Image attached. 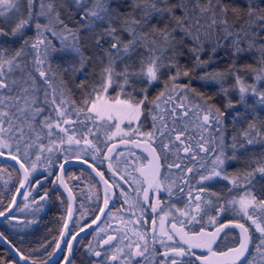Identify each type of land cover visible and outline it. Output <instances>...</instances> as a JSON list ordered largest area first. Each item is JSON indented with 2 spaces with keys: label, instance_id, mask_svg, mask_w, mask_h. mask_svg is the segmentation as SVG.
Wrapping results in <instances>:
<instances>
[{
  "label": "snow or ice",
  "instance_id": "6c2138e0",
  "mask_svg": "<svg viewBox=\"0 0 264 264\" xmlns=\"http://www.w3.org/2000/svg\"><path fill=\"white\" fill-rule=\"evenodd\" d=\"M61 9L67 14L66 18H62ZM229 14L234 17L231 22H229ZM238 22L239 28L236 27ZM0 25H2L0 26V37L21 41L19 47L15 49L0 43V149H11L8 140L4 138L5 134H11L9 138L15 139L16 152L20 153L23 146L25 157L28 156V149L34 147L45 134L51 138L63 133L67 136L66 143L68 145L81 143V139H77L75 134L68 135V127L62 126L73 123L69 119L71 114L65 107L68 101L63 97V94L57 101L55 89H53L51 96L45 90L44 99L40 101L37 93L41 89L37 84V78L27 72L29 62L36 66L35 71L39 78L51 87L48 73L51 71V60L57 54L67 57L61 65H58L63 66V73H68L70 70L83 71L94 57L97 62L104 65L101 70L104 83L100 91L106 92L107 88L111 87L115 78L118 77L120 79L118 86L127 98L116 99L111 104L105 103L100 106L97 105L96 101H92L90 108L76 109L77 116L79 113L87 111L95 113V119H127L131 124L133 120H139L142 114V106L148 101L149 89L161 81L162 69H167L170 73L175 71L165 82V91L160 92L152 101L156 108L160 107L161 102L167 104L173 101V93L185 91L195 93V89L191 88V79L189 84L181 88H178L176 81L181 76L191 77L197 68L207 69L210 64L215 62L214 56L218 49H230L233 63L229 65L226 72L205 71L203 75L198 77L202 81L215 82L220 85L217 95L223 94L226 98L224 110L211 102L213 96L196 93L200 97V103L192 107H185L181 103L178 106L184 110L179 116L176 113V107H173L170 113L173 122H175L177 118L187 117L194 108L197 119L202 120L199 125L201 129L203 131L214 129L219 134V143L211 149V151H215L216 148L220 149L213 161L215 167L209 174L201 175L199 183L203 185L205 181H210L214 177H222L229 180L234 187H242L244 195L240 196L239 199L233 198L227 203L238 206L239 212L247 217L251 221V225L255 226V231L260 233L259 242L254 243V251L250 253L249 245L253 242L249 227H245L242 223L236 224L235 227L241 230L239 244L230 248L228 252L220 253L218 264H264V224L259 222L261 218L256 215L257 209L264 210V198H258L255 194L258 184L256 175L259 174L264 177V158L253 160L248 169L231 178L224 171V165L228 160L238 159L235 153L240 149L246 150L248 145L257 143L264 145V120L256 123V115L248 120L247 114L238 111L232 115L233 123L245 119L247 120V127L240 130L239 137L233 135L230 145H226L224 141L226 116L231 114L228 112L229 109L234 110L237 104L247 105L249 94L257 97L256 103L264 107V91L259 90L255 84H247L240 75L242 69L235 64V60L243 54L255 52L260 67L253 68L251 65H244L243 70L254 74L257 82L264 80V44L259 43L260 35L264 33V0H244L243 4L225 3V0H206V2L204 0H175V3L170 2V0H0ZM30 28H33L35 33L32 37L26 35ZM222 40L230 41V43L222 44ZM57 42L59 46H57ZM245 44L246 47L242 46ZM206 45H211L210 49H206ZM206 50L210 54L205 60L201 56ZM89 51L92 53L91 55L86 54ZM30 54L31 61H28L27 58ZM182 57L191 63V69L181 65ZM105 60L107 63H104ZM117 62L123 64L122 71H116ZM46 63L48 64L47 70L43 68ZM136 63L139 64L138 69L134 67ZM17 70L22 76L19 79L12 78L11 74ZM229 75L235 79V85L231 89L224 87V81ZM25 76L26 78H24ZM126 86L131 88L130 92L124 91ZM2 90H7L8 93L13 94H6ZM233 90H238L239 100L236 103L228 98L230 91ZM136 92L142 94L141 99H135L134 93ZM99 99L100 97L97 96V100ZM182 99H186V97ZM87 103L89 101L86 99L85 104ZM41 105H51V112L55 115H42L45 113V107ZM11 109H15V112H11ZM248 110L254 111L253 106L247 105L246 113ZM37 117H42L39 121V131L35 125ZM85 119H94V117L86 116ZM153 120H156L155 116H153ZM161 120L163 121V116H161ZM116 128L119 131L118 123ZM166 129L167 125L163 124L160 130L161 136L165 134ZM136 131L138 132L139 129ZM183 134V132L177 134L175 141L184 144L181 139ZM143 135L149 141L154 137L152 132ZM82 139L88 148L95 152L99 151L86 136ZM122 142L126 144L131 142L137 147L140 146L135 140ZM51 143L55 144L56 141H51ZM59 143L61 145L65 143L63 137L59 139ZM209 143L211 141L205 140L204 136L201 135L198 147L201 151L208 152L210 149L205 145ZM162 147L169 148V145L162 144ZM226 147L233 150L232 156H226L224 151ZM39 150L41 153L44 151L51 152L53 148H46L40 144ZM145 150L149 151V155L153 157L155 164L152 165L150 161L152 166L148 174H145L142 168L138 170L141 175H145V182L148 183L149 188L158 190L160 188L158 179L160 157L150 143L146 145ZM183 150L186 153L191 151L187 145L184 146ZM0 155H3V152H0ZM105 158L108 159V157ZM11 159L19 163L17 155H11ZM39 159L40 156L38 155L37 160ZM252 164L255 167H252ZM20 167L24 170V179L20 183V187L23 188L24 182L28 181L29 169L25 168L23 163L20 164ZM60 167L63 169L64 166L60 165ZM109 167L111 168V165ZM35 168L36 165L33 164L32 170L34 171ZM192 171V168L187 169V172ZM97 175L104 181L107 194L108 187H110L108 182L104 180L102 173L97 172ZM57 179L60 180V177ZM254 181L256 182L254 183ZM200 193H205V187L200 188ZM144 194L145 200H147L148 189L144 190ZM207 195L219 199L215 192H208ZM260 195L264 197V185H260ZM189 196L191 197V191ZM202 199L200 194L194 197L195 203L192 210L195 213L204 210L201 206ZM13 202H15V198H13ZM108 203L109 200L106 195L104 208L99 209L101 214H105ZM204 203L212 205L213 201L209 198ZM216 207L217 211L221 213L226 210L223 204ZM152 211H156V206H152ZM3 215L4 213L0 212V216ZM107 215L111 214L107 213ZM181 215H191V213L181 212ZM99 219L100 216H97L93 223ZM191 219L195 220L196 216L191 215ZM212 220L214 222L215 217ZM224 227H228V225L217 228L215 233L201 232L185 239L187 233H184L182 228L176 229L175 224H173L172 228L177 235H180L183 243L187 245V249L182 246L170 247L163 255L168 264H183V261L177 258L190 255L193 248H207L211 255L216 257L217 253L212 251L211 246ZM160 228L161 236H166L168 240L173 239V235L164 230L163 217H161ZM99 231L104 232L105 229L100 228ZM153 231L155 232V228ZM136 235L140 241H143L142 244L128 243L124 247H120L112 243L118 239L117 236L108 235L106 239H103L98 247L109 246V249L112 250L110 256L107 252L102 253L89 245L86 250L88 255L97 258L102 257V259L89 261V264H133L134 261L135 264H165L164 261L155 262L150 257L146 233L136 232ZM61 237H63V233H61ZM124 238H121V243H123ZM56 247L60 248L59 242H57ZM68 248L71 251L70 242H68ZM125 248L128 251H125ZM154 251L153 249V253ZM21 259L26 258L21 256ZM197 259L200 258L197 257ZM0 264H3V261H0ZM203 264H210V262L205 260Z\"/></svg>",
  "mask_w": 264,
  "mask_h": 264
},
{
  "label": "flooded vegetation",
  "instance_id": "af4514ba",
  "mask_svg": "<svg viewBox=\"0 0 264 264\" xmlns=\"http://www.w3.org/2000/svg\"><path fill=\"white\" fill-rule=\"evenodd\" d=\"M15 48H18V46L13 47V49ZM3 91L7 93V90ZM78 96L81 98L79 102L74 103L77 105L82 103L83 93H78ZM69 107L71 106L69 105ZM130 132L137 133L135 130H124L118 136H114L110 141L104 143L102 147L99 146L100 142H94L93 144L99 149L98 152L89 148L91 152L67 153L65 149L62 150L63 148H61L65 152L63 153L57 152L60 149L56 147L46 154L42 169L37 170V173L28 177V181L25 182L14 207L0 219V226L5 229L6 227H15L17 223L23 224V228H18L11 235L16 238L19 244V247L13 246L20 255L30 262L35 261V264H60L63 260V264H89V261L102 259V257L97 258L87 254L86 250L89 245L102 253L107 252L110 256L112 250L109 249V246L98 247L103 239H106L108 235L117 236L118 239L112 243L120 247H124L128 243L142 244L143 241H140L136 235V232H140L146 233L150 257L155 262L164 261L165 264H168L163 255L168 248L182 246L187 249V245L183 243L180 235H177L172 228L173 224H175L176 229L182 228L183 232L187 233L185 239L201 232L215 233L217 228L228 225L219 232L211 246L212 251L217 253L216 257H213L207 248H193L190 255L177 258L182 260L183 264H203L205 260L209 261L210 264H218L220 253L228 252L230 248L238 246L241 230L235 225L238 223L243 224V214L239 212L238 206H232L225 200L227 189L222 193L224 194L223 199L221 194L218 195L219 199H217L207 195L208 192H215L212 191L213 187L208 186L209 181H205L203 185L199 183L201 175H207L212 171V159L219 152H208L207 162L211 160V163H208L204 169L198 168L197 163L203 160L199 156H203L207 152H156L160 157V175L158 178L160 188L156 190L149 188L148 183L145 182V175H141L138 170L142 168L145 174H148L150 167L155 164L153 157L149 155V151L145 150L148 144H144L146 137L133 135ZM81 133L83 136L84 131L82 130ZM140 133L143 134L144 132ZM82 140L81 137V142ZM126 140H135L142 149L139 152L132 151V146L135 145L129 142L126 151L117 152L119 151L117 150L118 146L127 145L122 142ZM51 141H54V139ZM7 152H16V149H10ZM58 155L60 159H58ZM193 156H195V159H193ZM64 157H80L87 161L103 174L110 187H108L106 194V185L104 183L100 184L96 175L84 165L67 164L63 167L61 175L70 188L74 206L65 233L61 237V230L68 208V198L60 187L57 172L58 165ZM105 157H108V159ZM150 161L152 165H150ZM109 165H111V168ZM176 165H179V167H176ZM188 168H192L193 171L187 172ZM67 169L76 170L75 176L78 177L71 178L76 180L74 184H71L66 177ZM85 177L91 185L90 189L87 184L85 185L84 180H80V178ZM37 181H40V183H37ZM77 186L82 193L81 197L75 192ZM15 187L16 184L13 188L4 192L5 198L7 197L6 192L10 195L7 203L1 209L8 204ZM201 187H205V193H200ZM110 188L111 190H109ZM145 189H148L147 200H145ZM190 191L191 197L189 196ZM220 191H223V185H220L215 193H221ZM198 194L203 197L201 206L204 210L195 213L192 209L195 203L194 197ZM106 195L109 203L108 207L105 208V214H101L100 219L93 226L76 233L78 229L94 218ZM41 197H44V199H41ZM20 198H22L21 201H19ZM209 198L213 201L212 205L204 203ZM235 199H239V197ZM221 204L226 209L222 213L218 212L216 207ZM152 206H156L155 212L152 211ZM178 209L179 211H177ZM257 210L262 213V210ZM29 211L33 213L29 219L25 220L23 217H26ZM181 212H189L191 215H195L196 219L192 220L191 215L182 216ZM107 213L111 215H107ZM161 217L164 218V230L173 235L172 240L160 235ZM213 217H215L214 222ZM153 221H155V224H153ZM181 221H183V224H181ZM100 228H104L105 231L100 232ZM153 228H155V232ZM249 233L252 239L254 235L259 234L250 230ZM121 238H124L123 243H121ZM57 242L60 243L59 249L56 247ZM68 242L72 245L71 251H69ZM24 244H27V250L23 249ZM153 249L155 250L154 253ZM125 251H128V249L125 248ZM8 254L10 258L6 260V264H24L14 259L9 252ZM197 257L200 259H197ZM133 264H135V261Z\"/></svg>",
  "mask_w": 264,
  "mask_h": 264
},
{
  "label": "trees",
  "instance_id": "16d2710c",
  "mask_svg": "<svg viewBox=\"0 0 264 264\" xmlns=\"http://www.w3.org/2000/svg\"><path fill=\"white\" fill-rule=\"evenodd\" d=\"M170 2L175 3V0H170ZM204 2H206V0H204ZM229 2H235L238 4H243L244 0H225V3H229ZM62 12V18H66V13H64V10L61 9ZM179 14V13H178ZM234 19V17L231 16V14H229V22H231ZM2 26V25H0ZM240 24L239 22L236 24V27L239 28ZM34 29L30 28L27 30L26 35L28 37H32L34 36ZM127 38V37H125ZM0 43L6 44L8 46H10L11 48L20 45L21 41L19 39H15L13 40L12 38H4V37H0ZM222 44H229L230 41H221ZM259 43L264 44V33H261L260 35V40ZM244 47H246L245 45H242ZM105 47H107V45H105ZM211 45H206V49H210ZM230 49H225V48H220L217 50L215 56H214V63L210 64L209 67L207 69H201V68H197L195 70V73L191 75V77H184L181 76L176 83L178 84L179 88L183 87L186 84H189V80L191 79V88L195 89V93H193L192 91H185L186 93H189V95H187L188 97H186V99H182L183 97H181L180 95H176L173 96L174 99L173 101L165 104L162 102V105L160 104V107L158 108L159 110H161L163 112L158 113L157 115L158 117L155 115V117H157V121H159V123H156L155 127L153 125V117H152V107L150 106L152 103V101L155 99V96L162 90V84L164 82L165 76H168L169 74H171L167 69H162V79L160 82H157L154 84L153 87H151L149 89L148 92V101L142 106V114L140 115V118L137 123L134 122L135 126L137 127V129H139L138 132H144V133H149L152 132L154 133V137L151 141L148 140V138L146 137V142L144 144H151V146L153 148L156 149V152H184L183 148L185 145L189 146L191 151L190 152H203L200 150V148L198 147V144L200 143V136L203 135L205 140L211 141V143L205 145L206 147H208L210 149V151H208L209 153H212L213 151H211L212 148L215 147V138H216V132L214 129H210L209 131H203L201 129V127L199 125H196V122H198L197 116L195 114V109L193 108V111L189 113V115L187 117H183V118H177L175 120V122H173L170 110L173 107H176V113L179 116V114L184 110L183 108L179 107L178 105H180L181 103L184 104L185 107H192L197 103H200V97L198 95H196V93H204L206 96H213V100L211 101L212 103H214L217 107H220L221 110H224V104L226 103V98L223 96V94H219L217 95V93L219 92L220 89V85L215 83V82H206V81H202L200 80L198 77H200L201 75L204 74L205 71H219V72H226L229 65L233 63V58L230 54ZM87 55H91L92 53L89 51L86 53ZM209 51L206 50L201 58L202 59H208L209 56ZM102 55V53H101ZM257 54L255 52L253 53H245L243 54L239 59L235 60V64L238 68H241V72L240 75L244 78L245 82H250L251 80H253L254 74L248 73L246 71L243 70V66L244 65H251L253 68H259L260 65L257 62L256 59ZM55 57H57V65L55 64V67L58 71V79H59V84H56V86L65 91L67 94L68 99H73V100H80V96H78L79 94L83 93V97L86 93H88V91L90 90V88L97 83V72L103 68V64L97 62L95 60V58L93 57V59L91 61L88 62L86 68L83 71H78V70H70L68 73H63V66H58L61 65L62 61L67 59V57H62L61 55L57 54ZM56 59V58H55ZM52 62V60H51ZM105 63V62H104ZM181 65H183L185 68L191 69L192 65L191 63L185 58L182 57L180 60ZM66 66V65H64ZM116 70L118 71H122L123 69V64L120 62H117L116 64ZM135 68H139V64L136 63L134 65ZM28 71L30 72L33 76H35L37 78V84L40 87V92L37 93V95L42 98V95L44 93V88H45V83L43 82V80L41 78H39L37 76V72L34 70H30L29 67H27ZM47 70V69H46ZM183 70V69H182ZM19 70H17L16 72H18ZM81 73V74H80ZM80 77H79V76ZM12 78L17 79V77L19 75L13 73L11 74ZM26 78V76L24 77ZM96 79V80H94ZM56 81V80H55ZM54 81V84H55ZM254 84L256 85V87L261 90L264 91V80L262 81H255ZM235 85V79L233 76L229 75L226 80L224 81V87L225 88H229L231 89L232 86ZM43 89H42V87ZM125 89L131 91V88H128L127 86L125 87ZM3 91V90H2ZM182 93V92H181ZM6 94H13V93H6ZM86 96V95H85ZM134 97L135 99L139 100L142 98V94L139 92L134 93ZM233 103H236L239 100V95H238V90H233L230 91L229 93V97ZM257 97L252 96L251 94L248 95L247 97V105H252L253 106V110H248V112L246 113V109H247V105H240L237 104L236 108L234 110L229 109L228 112L231 113L229 115L226 116V120H225V133H224V141L226 145H230L232 143V137L233 135H236L239 137V132L240 130H242L243 128L247 127V120L245 119H241L235 123H233L232 120V115L235 114V112H240L242 114H247L248 120L252 119L253 115L257 116V120L256 123H259L261 120H264V107L260 106L259 104L256 103L257 101ZM153 106V103H152ZM7 110V109H6ZM11 112H15V109H11ZM166 114V115H165ZM44 115V114H42ZM153 115V116H154ZM161 116H163V121L161 120ZM42 117H37L36 123L37 125H39V121ZM200 122L202 123V120H200ZM166 124L167 125V129L165 130V134L163 136H161L160 134V130L162 129V125ZM36 125V124H35ZM5 127H7V124H5ZM40 130V129H39ZM27 132V129H26ZM183 132L184 134L182 135L181 139L184 141V144H181L179 141H175V136L179 133ZM133 135H136V132H130ZM170 133V134H169ZM11 134H8V136H5L4 138L6 140H8V143L11 145V149H16V142L15 139L12 138L10 139L9 136ZM29 135H31V133H29ZM215 135V136H214ZM43 137V136H42ZM54 137H52L50 140H42V142L39 140L37 141V143L43 144L46 148L48 146V144L50 143V141L53 139ZM43 139V138H41ZM171 142V143H170ZM162 144H168L169 148H163ZM119 148L117 150V152H123L126 151L129 147V144L127 145H121L118 146ZM62 147H59V149H61ZM142 149L141 146L137 147V146H132V151L134 150L135 152H139ZM3 151H10L9 148H3L0 149ZM33 149L30 148L28 149V152H35ZM23 146L21 147V152H23ZM40 152V150H38ZM37 151V152H38ZM37 153L40 158H45L46 154H48L49 152L44 151L43 153ZM67 152V151H65ZM63 152V153H65ZM208 152L207 154L203 155V156H199L203 158V160L198 161L197 163V167H201L202 169L205 168L206 165H208L207 162L208 161ZM14 153V152H13ZM15 155H17L16 153H14ZM225 154L226 156H232L233 155V150L230 147H226L225 148ZM236 156L238 157V159L235 160H228L225 165H224V171L229 175V177H233L235 175H237L238 173H242L245 169L249 168V165L251 164V162L253 160H260L261 158H264V145L262 144H255V145H248L245 149H240L239 151H237ZM22 162L26 165L27 169H29V173L33 176V174L37 173V170H41L39 169V167L35 170V171H31L29 168V165L27 163V160L25 159V157H21L19 155H17ZM217 155H215L212 159V166L213 168L215 167L213 161L215 160ZM31 158V155L29 156V159ZM58 159H60V156L58 155ZM0 164L5 167V168H9L12 172L17 173L15 168L12 167L9 163L7 162H3L0 161ZM252 167H255L254 164L251 165ZM76 172V170L74 171ZM71 184H74L76 182V180L74 179H70L68 180ZM256 181H258V184L256 186L255 189V194L257 195L258 198H264L261 197L260 195V185H264V177H261L259 174L256 175ZM254 181V183L256 182ZM74 182V183H73ZM216 182V183H215ZM220 185H223V191H220L221 193H218V195L221 194L222 199L224 197V190L227 189V194H225V200L229 201L232 200V198H238L240 193L244 190L242 187L238 188V187H234L229 180H225L222 177H214L212 180L209 181L208 186L209 187H213L212 191H217V189L219 188ZM217 186V189H216ZM48 190V188H46ZM231 189V191H230ZM2 190L1 188V184H0V191ZM9 195L7 194V197L1 199L0 198V209L7 203L8 199H9ZM22 198H20L19 201H21ZM222 202V201H220ZM251 211V209H250ZM24 213H28V212H24ZM33 212L29 211V214L26 215V217H23L25 220L29 219L31 217ZM262 213L263 210H262ZM262 213L259 212V210H256V215L258 216H263L261 215ZM264 217V216H263ZM243 224H245V227H249V230L253 233H255V226L251 225V221L247 219V217L243 216ZM23 224H19L17 223L15 225V227H6L5 228H1L0 226V233L7 239L9 240V242H11L15 247H19V244L16 240V238L12 237L11 235H13V232L15 230H17L18 228H23L22 226ZM17 233V232H15ZM47 233V231H46ZM45 234V232L43 233V235ZM47 238V236H46ZM259 238H260V233L257 236H253L252 242L249 245V252L251 253L254 248L253 245L254 243H258L259 242ZM27 244H24V250L26 249ZM10 258L9 254H8V250L1 244L0 242V261H3V264H6V260ZM250 258V257H249ZM199 264V263H198Z\"/></svg>",
  "mask_w": 264,
  "mask_h": 264
},
{
  "label": "rangeland",
  "instance_id": "374dc122",
  "mask_svg": "<svg viewBox=\"0 0 264 264\" xmlns=\"http://www.w3.org/2000/svg\"><path fill=\"white\" fill-rule=\"evenodd\" d=\"M41 22H43L42 19H41ZM57 46H59L58 42H57ZM27 60L31 61V54L27 58ZM105 63H107L106 60H105ZM55 64L57 65V57H54L52 59L51 71L48 73L49 79H50V82H51V87H49L47 84H45L44 91L47 90L49 92L50 96H51V94L53 92V89H55V94H56V97H57V101H59V99L61 98V94H63V97L68 101V103L65 105V107L67 108L68 112L71 114L69 116V119L71 121H73V123L71 125H62L64 127H68L69 128L68 135L75 134L77 139H81V137L86 136L87 139L91 140L93 143L94 142H97V143L100 142L99 146L102 147L104 143H107L108 141H110L114 136H118L124 130H128V131L129 130H135L136 131L137 127L133 123L134 122L136 123L137 120H133L131 122V124H129V121L127 119H123V120H117V119H113V120H107V119L99 120V119H95V113H89L87 111H85L83 113H79V116H77L76 109H79V108H84V109L90 108L92 101H96L97 105L100 106V105H103L105 103L111 104L116 99H126L127 97L121 92V88L118 86L119 83H120V79L118 77L115 78L114 83L112 84L111 87L107 88L106 92L100 91V88H101L102 84L104 83V81L102 80V77H101V70H102V68H101L97 72V83L94 84L90 88L88 93L85 94L86 96L84 95V97L81 99L82 100L81 104H79V105L74 104V106H73V102L75 103V102H79V101H75V100H73L71 98L68 99V97L66 95V92L61 90V89H59L56 86V84H59V79H58V74H57L58 71H57V69L55 67ZM28 67L30 68V70L32 69V70L35 71V67L36 66L33 63L29 62L28 63ZM43 68L46 70L48 68V64L46 63L43 66ZM27 71H28V69H27ZM116 71L119 72L118 70H116ZM174 71L175 70H173V72L171 74H174ZM15 74L19 75L17 77V79H19L22 76V74L19 71L15 72ZM171 74H169L168 76H165L164 82H163V84L161 86L162 90L160 92L165 91V82L168 81V78H169V76ZM37 76H38V73H37ZM94 80H96V79H94ZM54 81H55V84H54ZM255 81H256V79H255V76H254L253 80H251L250 82H246V83L247 84H254ZM177 86H178V84H177ZM178 88H179V86H178ZM42 89H43V87H42ZM94 89H95V91H94ZM124 91L125 92H130L127 89H124ZM159 93L155 96V98L159 95ZM189 93L178 92V93H173V96L180 95L181 97H188L187 95H189ZM97 96L100 97L99 100H97ZM43 99H44V93L42 95V98L40 97V101H43ZM86 99L89 101V103H87V104H85V100ZM165 99H167V97H165ZM150 104H151L150 106L152 107V113H153L152 117H153L154 114H156V116L159 119V116L157 114L162 112V111L159 110L158 108L154 107V105L152 106V103H150ZM69 105L71 107H69ZM161 105H162V102H161ZM41 106L45 107L44 115H49V114H51L53 116L55 115L54 113L51 112V107H52L51 105H47V106L41 105ZM162 114H163V112H162ZM86 116H92V117H94V119H85ZM157 117H156L155 121L153 120V125H156V123H159V121H157ZM117 123L119 124V131L116 128V124ZM137 123H138V121H137ZM199 123H201L200 120H198V122H196V125L198 126ZM35 124H36L37 131H39V125H37L36 122H35ZM82 130L84 131V135L83 136H82V133H81ZM143 134H145V133H143ZM143 134H141L140 132L136 133L137 136H145ZM215 135H216L215 144H218L219 143V134L216 133ZM5 136H8V134H5ZM100 136H101V138H100ZM53 137H54L53 138L54 141H56L55 145L49 143L47 147H52V148L62 147L63 148L62 150L65 149L67 151V153H70V152H91L90 149L87 147V145L84 148L85 145L83 144L84 143L83 140H82V142L79 145H77V144L68 145L66 143L67 136L64 135L63 133H60L59 136H55L54 135ZM61 137H63V139L65 140V143L62 144V145L59 143V139ZM41 138H43V139H40V141L42 142V140H47V139L50 140L52 137L49 138L45 134ZM33 149H36V150H34L35 152H28V156L27 157H25L23 155V152H20V153L14 152V153H16L17 155H19L21 157L22 156L25 157V159L27 160V163H28L29 168H30L31 171H33L32 170V165L33 164L36 165L35 170L38 167H39V169H42V165L45 164V158H40L39 160H37V156H38L37 153L39 152L38 151L39 150V144L37 143L33 147ZM62 150L60 149L57 152H64ZM219 151H220V149L216 148V150L213 151V152H219ZM224 151H225V149H224ZM30 155H31V158L29 159ZM30 175L31 174H29V176ZM66 177L68 178V180H70L71 178H75V177H78V176L77 175L75 176V172L74 171H72L70 169H67ZM17 180H18L17 173L12 172L9 168H5V167H3L0 164V184H1V188H2L1 194H0V198L1 199L4 198V192L7 191L10 188H13L14 185L17 183ZM80 180H84L85 181V185L87 184L88 188L90 189L91 185L88 183V179L86 177L82 178V179L80 178ZM75 192H76V194L78 193L79 197L82 196V193L78 189V186H77V189L75 190ZM6 195H7V192H6ZM243 195H244V190L240 193L239 197L243 196ZM263 212H264V210H263ZM263 216H259L261 218L260 222L262 224H264V217Z\"/></svg>",
  "mask_w": 264,
  "mask_h": 264
},
{
  "label": "water",
  "instance_id": "95a60500",
  "mask_svg": "<svg viewBox=\"0 0 264 264\" xmlns=\"http://www.w3.org/2000/svg\"><path fill=\"white\" fill-rule=\"evenodd\" d=\"M0 152H3V151H0ZM11 155H13V154H11ZM11 155H10V153L3 152V155H0V160L9 162L12 165H14L16 168H18L21 176H20V181H19L17 187L15 188V190H14V192L12 194V197H11L9 203L7 204V206L4 209H2L0 211V212H3L4 213L3 216H5L6 214H8L11 211V209L13 208L14 204L16 203V201H17V199H18V197L20 195V192L22 190V188L20 187V183L24 179V170L21 169V167H20V164L22 162L18 158L17 159L19 160V163L16 160H12L11 159ZM68 163H76V164H81V165L86 166L90 171H92L96 175V177H97L98 181L100 182V184H103L104 183V181L101 180L100 176L97 175V172H99V171L96 168H94L90 163H88V162L85 163V160H83L82 158H80V157H67V158H64V159H62L60 161V163L58 165V172H57L58 177H60V180H58V182L60 184L61 189L65 192V194L67 195V198H68V208H67L66 216H65L64 223H63L62 230H61V233H63V234L65 233V230L67 228V227H65V225H68V223H69V219L71 217V214H72V211H73V206H74V201H73L72 193H71L68 185L66 184V182L63 180L62 175H61L62 169H61L60 165L65 166ZM89 165H91V167H89ZM25 182H24V184H25ZM109 190H111V188ZM13 198H15V202H13ZM101 208H104V202L102 203L100 209ZM3 216H0V219ZM97 216H101V213H100L99 210L96 213V215L94 216V218L88 224H86L82 228L78 229L76 233L82 232L81 229L85 230V229L93 226L95 224V223H93V220H95V218ZM0 240L1 241L3 240V237H2L1 234H0ZM6 247H7L8 251H9V253L11 254V256L14 259H16L17 261H20V262H22L24 264H33V262H30L27 259H21V256L22 255H20V253L13 246H11L9 244H6ZM55 250H56V248H55ZM63 262H64V260L60 264H63ZM40 264H43V263H40Z\"/></svg>",
  "mask_w": 264,
  "mask_h": 264
},
{
  "label": "bare ground",
  "instance_id": "6f19581e",
  "mask_svg": "<svg viewBox=\"0 0 264 264\" xmlns=\"http://www.w3.org/2000/svg\"><path fill=\"white\" fill-rule=\"evenodd\" d=\"M2 237H3V240L2 241L0 240V242L6 249H7L6 244H9V245L13 246V244L11 242H9V240H7L3 235H2Z\"/></svg>",
  "mask_w": 264,
  "mask_h": 264
}]
</instances>
